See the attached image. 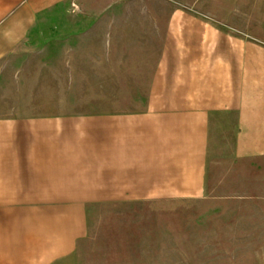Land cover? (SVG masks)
I'll return each mask as SVG.
<instances>
[{"label":"crops","instance_id":"obj_1","mask_svg":"<svg viewBox=\"0 0 264 264\" xmlns=\"http://www.w3.org/2000/svg\"><path fill=\"white\" fill-rule=\"evenodd\" d=\"M73 1L0 0V264L71 256L92 205L203 198L217 115H235L239 157L264 156V45L184 10L169 18L146 110L44 108L57 88L30 70L43 48L30 39Z\"/></svg>","mask_w":264,"mask_h":264},{"label":"rangeland","instance_id":"obj_2","mask_svg":"<svg viewBox=\"0 0 264 264\" xmlns=\"http://www.w3.org/2000/svg\"><path fill=\"white\" fill-rule=\"evenodd\" d=\"M178 10L264 45V0H74L40 18L30 39L43 46L30 70L57 88L44 90V108L146 110ZM211 123L203 198L92 205L86 237L55 264H264V156H238L234 114Z\"/></svg>","mask_w":264,"mask_h":264}]
</instances>
